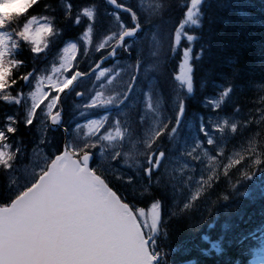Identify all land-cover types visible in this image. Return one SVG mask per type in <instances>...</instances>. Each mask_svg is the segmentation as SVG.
Wrapping results in <instances>:
<instances>
[{
	"label": "snow or ice",
	"instance_id": "1",
	"mask_svg": "<svg viewBox=\"0 0 264 264\" xmlns=\"http://www.w3.org/2000/svg\"><path fill=\"white\" fill-rule=\"evenodd\" d=\"M239 7L0 0V264H170L173 224L199 230L217 202L250 195L238 185L264 177V7L218 14ZM254 43L259 80L242 63ZM220 183L231 191L213 201ZM223 228L200 264H264V240L255 251L254 233Z\"/></svg>",
	"mask_w": 264,
	"mask_h": 264
},
{
	"label": "trees",
	"instance_id": "2",
	"mask_svg": "<svg viewBox=\"0 0 264 264\" xmlns=\"http://www.w3.org/2000/svg\"><path fill=\"white\" fill-rule=\"evenodd\" d=\"M233 4L241 5L236 9L235 12H229L227 8L218 10V14L221 17H231L235 22H242L243 13L247 12L248 6L251 5L252 10L259 18L261 13V8L264 7V0H231ZM216 8V0H213V9ZM174 15H179V12H174ZM258 35V28L254 29ZM258 47L254 43L253 47L245 51L242 57V63L252 68V71L246 73V77L253 80L260 79L259 69L256 67V61L258 58ZM55 49L52 55H54ZM24 56H27V51L24 52ZM207 61L197 70V95L196 99L190 101L189 103V113L195 114L200 111L199 100L202 94L199 91V80L204 75V71L207 67ZM176 64L173 61L170 65V72L173 66ZM256 93L251 90L245 89L244 96H254ZM231 147V146H229ZM264 177H260L257 174L256 179L253 181H243L239 187V191L249 192L250 195H234L229 201L225 202L220 200L216 203L211 215L206 214V220L204 224L199 228V230H192L186 224L178 222L173 224L170 228L169 236L165 241V247L163 251L169 254L170 264H200L202 259H206L202 256L203 250L209 249L212 242H217L220 240L222 232L225 231L223 225L228 223L230 228L228 231L232 235H243L248 236V234L254 233L248 239L242 240L244 245H248L249 239L251 241V247L255 250V242L261 239L264 234V196H262L259 190L256 188ZM231 191L230 186L226 191V186L224 183H220L216 188L215 192L212 194L211 199L216 201L217 193L227 194ZM228 210H233L230 214ZM241 214L243 219H241ZM212 224V227L208 225ZM238 225V227H234ZM204 236L208 237L205 241ZM234 256L237 254L236 248H233ZM215 255V253H213ZM251 255L247 254V249L245 256L241 259L247 261L250 260Z\"/></svg>",
	"mask_w": 264,
	"mask_h": 264
},
{
	"label": "rangeland",
	"instance_id": "3",
	"mask_svg": "<svg viewBox=\"0 0 264 264\" xmlns=\"http://www.w3.org/2000/svg\"><path fill=\"white\" fill-rule=\"evenodd\" d=\"M132 2H133V0H129V3H132ZM152 2H153V0H144V4H145V6L150 5ZM55 54H56V53H55ZM55 54H54V55H55ZM172 71H176V72H178V67L176 66V64L173 66ZM194 115H195V114L189 113V117H190V118L193 117ZM229 154H231V152H230ZM262 240H264V234H263V236L261 237L260 240H258L257 242H255V246H258V247L255 249V251H259L260 248L262 247V244H261V241H262ZM251 259H252V256H251L250 260H251Z\"/></svg>",
	"mask_w": 264,
	"mask_h": 264
},
{
	"label": "flooded vegetation",
	"instance_id": "4",
	"mask_svg": "<svg viewBox=\"0 0 264 264\" xmlns=\"http://www.w3.org/2000/svg\"><path fill=\"white\" fill-rule=\"evenodd\" d=\"M129 2V0H125V3H128Z\"/></svg>",
	"mask_w": 264,
	"mask_h": 264
}]
</instances>
